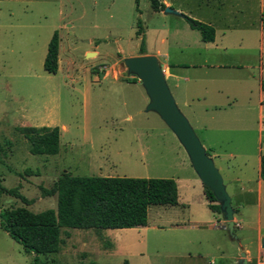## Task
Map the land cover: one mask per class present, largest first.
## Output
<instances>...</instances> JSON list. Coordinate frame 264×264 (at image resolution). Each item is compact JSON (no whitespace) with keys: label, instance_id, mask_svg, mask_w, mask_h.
Listing matches in <instances>:
<instances>
[{"label":"rangeland","instance_id":"rangeland-1","mask_svg":"<svg viewBox=\"0 0 264 264\" xmlns=\"http://www.w3.org/2000/svg\"><path fill=\"white\" fill-rule=\"evenodd\" d=\"M0 1L4 12L6 7L10 9V15L0 13V182L4 188L16 187L29 200V203H24L0 193V209L19 206L32 212L55 209L56 195H45L44 190L50 189L57 176L62 171L91 176L96 174L98 166L106 171L103 174L109 176L176 179L180 199H183L181 193L187 190L188 200L194 204L200 181L177 139L157 114L144 110L146 104L136 105L129 101L134 96L133 89L114 81L111 76H131L126 73L122 59L140 49L159 47L161 18L152 12L149 1L138 0L135 10L134 0H96V4L93 0H44L41 13L46 15L45 18L39 16L38 5L33 0ZM59 2L63 13L74 21L71 27L63 25L65 20H57ZM81 2L85 13L82 19H78ZM170 18L167 25L173 27V20L179 19ZM46 20L48 24L57 25L55 29L60 34L66 51L64 55L68 58L66 62L60 55L62 59L54 74L45 72L43 59L36 57L48 31L47 27L41 26ZM137 20L139 36L135 35ZM17 39L20 40L18 53ZM87 39L92 42L86 43ZM94 42L98 55L93 58L94 54L89 53L84 59V50L93 48ZM247 44L250 45L245 46L248 49L227 51L229 56L223 58V61L234 58L239 63L237 68L204 73L206 78L215 74L232 77L231 83L227 80L222 82L230 86L235 84V94L239 96H236L233 110L243 109L250 102L244 116L246 123L250 124L246 132L225 128L221 111L203 114L201 102H192L190 108L178 106L176 99L181 98L189 83L181 76L190 77V73L176 69L174 73L178 77L171 80L165 78L166 72L163 71L172 98L201 145L203 136L197 125H201L200 120L206 117L208 127L204 131V140L209 139L213 143V149L227 163L230 174L246 176L255 171L254 134L258 99V44L255 40ZM158 63H162V57L158 58ZM99 73L106 75L101 78ZM243 85L245 96H249L247 101L245 97L242 99L241 92L238 94ZM233 117L241 116L235 114ZM20 124L57 126V153H29L28 143L14 129ZM218 127L220 129L216 130ZM262 135L261 154L264 155V132ZM226 153H231L232 157ZM214 165L217 168L222 162L215 159ZM218 171L224 173V170ZM206 208L203 212L210 214ZM183 216L178 208L151 205L147 209V227L61 228L57 251L37 255L35 260L32 253L25 252L0 228V264H209L211 260L212 264H235L236 239L231 238L226 229L220 228L224 222L221 215L215 213L209 218L210 223L220 231L209 233L222 244L219 250H212L211 254L200 258L193 251L182 254L177 241L189 238L194 231L186 227L170 228L165 223ZM214 217L220 219L219 222ZM154 222L163 225L162 228L150 227ZM184 223L187 222L184 220ZM254 236L253 231L247 234L252 240ZM262 236L264 230L261 239ZM111 239L117 245L114 251Z\"/></svg>","mask_w":264,"mask_h":264},{"label":"crops","instance_id":"crops-1","mask_svg":"<svg viewBox=\"0 0 264 264\" xmlns=\"http://www.w3.org/2000/svg\"><path fill=\"white\" fill-rule=\"evenodd\" d=\"M159 1L164 6H170L185 14L189 18L210 25L214 30L213 40L210 42L202 41L200 39L199 32L190 28L184 17L172 14H163L162 10L152 11L155 15H158L161 18V26H159L158 30L159 47L154 50L145 49L144 53H131L130 56L153 54L156 56L157 60L159 57H162V63H160V66L162 71L166 72V79H176L178 77L177 74L174 73L176 69H183L186 74L190 73V77L181 76V78L185 81H189V83L186 86L185 92L181 95V98L176 99L178 106L190 108V104L192 102H201L203 106V108L201 107L203 114H207L209 111H221L224 113L223 115L226 123L225 128L238 129L243 132H246L250 128V124L248 125V123H246V119L244 118V116L247 115L246 111H248L250 107L248 104L250 102H245L246 104L243 109L233 110V105L237 99L236 96H239L235 94V84L230 86L222 82V80H227V82L231 83L232 77L215 74L211 78H206L204 77V73L209 70L228 71V69H233V67L237 68L239 63H237L234 58L231 61H223V58L227 59L229 56L227 51L248 49L245 46L250 47V45L247 44L249 41H257L258 60L256 70L258 75V99L256 104V131L254 134V173L247 176L242 174H230L227 163L223 162L217 151L213 149V143H210L209 139L204 140V131H206L208 127L206 117L203 120H200L202 123L197 126L202 133V145L207 151V154L212 158L214 163L215 159L222 162V165L218 166L217 169L224 170V173L220 172V175L222 177L225 190L230 197V204L233 208V232L236 235L237 244L233 260H235L238 257L239 252L242 251L245 255L247 264H260L262 261L264 262V236H262V239L260 238V235H262L264 230V180L260 179L258 174L259 157L262 155V133L264 132V114L262 113L264 110V90L260 88V81L264 80L262 77V74L264 73V59L262 58L264 44V0H253L252 3L246 0ZM33 2L38 5L37 10L40 13L39 16H43L45 18L46 15H42L41 13L42 3L44 0H33ZM93 2L96 4V0H93ZM110 4H112V1H110ZM79 5L81 8V15H79L78 19H82L85 9L82 2ZM1 12L4 11L0 6V13ZM9 12L10 9L6 7L4 13H8L10 15ZM248 13L250 15H248ZM170 17H177L179 19L173 20V27H169V25H167V22L169 23L171 19ZM57 20H65L63 23L65 27H71L74 22L69 15L63 13L61 2L58 3ZM41 26L42 28L47 27L48 31L42 40L43 47H39L36 55L39 60L44 58L46 44L52 32L56 30L55 28L57 25L48 24L46 20L41 24ZM57 36L58 68L59 62L62 59L60 58V55L63 56V59L66 60V62H68V58L67 55H64L66 54V51L63 48L61 37L58 32ZM169 36H171L173 40L172 38L169 39ZM19 41L20 40L17 39V53L20 45ZM91 42V39L86 40V43ZM96 46L97 44L94 42L93 48L84 50L83 58L85 59L87 52L93 53V58L98 55ZM105 75L106 74H102L100 77L103 78ZM111 76L114 81L124 83L123 85L125 87L134 90V96L131 97L129 100L130 102L135 103L136 105L141 104L142 106L147 103V96L145 95L139 81L137 79L134 81L131 80L133 76L125 78L118 77L117 75ZM245 91L246 88L245 85H243L241 86V91L238 90V94L241 92L242 99L244 100L245 97L247 101L249 96H245ZM235 114H239L241 117H233ZM207 117L212 118V116ZM22 125L23 124H20L18 126ZM61 128L64 129V126L62 125ZM217 129H220V127L216 128V130ZM226 154L227 156L232 157L231 153ZM245 159L247 158L245 157ZM101 169L102 168L98 166L96 174L91 176H109L108 174H103L106 171ZM199 183L200 186L196 191V199L194 200L196 202L194 204L188 200L189 192L187 190H184L181 193L183 199H180L178 191L179 188L178 185H176L177 203L175 205L164 206L178 208L184 214L182 219L175 217L172 220H168L165 223L168 227H186L187 229L194 231L189 238L177 241V245H180L179 249L183 251L182 254H189V251H193L196 256L200 258L211 254L212 250H219V246H222V244H220L219 241L215 237H212V234L209 233L220 231L219 228H216L215 225L210 223L209 218H211V215L214 213L217 215L221 214L219 211H213L208 207V201L204 195L203 185L201 182ZM204 207H207L206 209H208L210 214L205 215L203 212ZM214 218L219 222L220 219L217 217ZM184 220L187 223H184ZM147 223L146 217V224L143 226L147 227ZM154 226H156V228H162L163 225L154 222L150 227L154 228ZM220 228L225 230L224 223ZM250 231H253L255 235L254 240L247 237V234ZM111 243L114 246V251L117 248V245L112 239ZM209 264H212V260Z\"/></svg>","mask_w":264,"mask_h":264},{"label":"trees","instance_id":"trees-1","mask_svg":"<svg viewBox=\"0 0 264 264\" xmlns=\"http://www.w3.org/2000/svg\"><path fill=\"white\" fill-rule=\"evenodd\" d=\"M152 11H160L164 5L159 0H148ZM138 0H134L137 10ZM190 28L199 32L204 42L213 40V28L203 22L183 16ZM137 20L135 35H139ZM58 36L54 30L46 44L42 69L50 74L57 70ZM139 53H144L143 49ZM99 75H102L99 73ZM131 80H136L132 77ZM264 90V80L260 81ZM14 129L28 143L31 154L53 155L58 151L57 126H15ZM1 150V147H0ZM259 178L264 180V155L259 157ZM208 207L219 211L211 192L203 186ZM6 193L24 203H29L16 187L4 188ZM45 195L55 194V209L46 208L32 212L25 207L0 209V228L17 242L25 252L37 255L54 253L61 242V228L121 229L146 224L149 205H175L177 186L173 179L164 177L125 176H77L61 172ZM126 264L125 262H123ZM35 264V263H34Z\"/></svg>","mask_w":264,"mask_h":264},{"label":"water","instance_id":"water-1","mask_svg":"<svg viewBox=\"0 0 264 264\" xmlns=\"http://www.w3.org/2000/svg\"><path fill=\"white\" fill-rule=\"evenodd\" d=\"M163 14L183 17L182 13L170 6H164ZM91 53L87 52L86 54ZM128 75L134 76L140 83L147 103L145 111H152L167 126L184 150L189 164L198 180L213 195L224 222L228 235L236 239L233 233V208L230 197L225 190L222 177L215 167L212 158L206 153L195 135L186 117L180 112L172 98L163 75L161 66L153 54L127 56L122 59ZM235 264H247L241 251Z\"/></svg>","mask_w":264,"mask_h":264},{"label":"built area","instance_id":"built-area-1","mask_svg":"<svg viewBox=\"0 0 264 264\" xmlns=\"http://www.w3.org/2000/svg\"><path fill=\"white\" fill-rule=\"evenodd\" d=\"M260 264H264V262L262 261Z\"/></svg>","mask_w":264,"mask_h":264}]
</instances>
